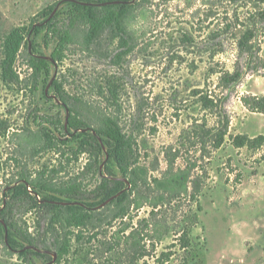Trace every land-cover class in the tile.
<instances>
[{"label": "rangeland", "instance_id": "obj_1", "mask_svg": "<svg viewBox=\"0 0 264 264\" xmlns=\"http://www.w3.org/2000/svg\"><path fill=\"white\" fill-rule=\"evenodd\" d=\"M100 1L0 0V33L22 29L28 51L50 63V77L41 73L37 84L22 58L15 65L19 80L5 78L0 69V211L5 210L0 223L6 232L17 233L19 241L22 236L32 242L15 251L0 240V264H55L51 250L57 233L50 230L54 210L46 204L97 201L101 179H113L105 171L102 139L105 156L99 172H86L96 151L76 154L79 143L67 131L70 113L55 97L53 81L61 84L70 106L89 126L111 117L137 142L139 172L149 189L142 190V207L135 215L149 218L156 205L152 228L160 238L155 257L137 264H161L157 257L170 251L176 255L165 264H183V252L171 247L185 228H190L193 242L188 264H264V150H238L229 140L213 150L206 131L215 122L197 94L220 95L217 72L240 66L241 81L222 93L230 134L264 135V114L250 112L241 102L246 95L264 96V68L249 71L256 59L240 53L233 27L237 15L246 20L252 0L237 5L133 0L137 8L121 37L89 44L88 29L73 13L74 5ZM50 6L55 10L46 18ZM255 28L264 60V23ZM64 36L70 42L63 43ZM21 182L37 203L12 198ZM195 184L201 185L198 202L190 199ZM98 255L86 248L62 264H87L84 256L92 264H104Z\"/></svg>", "mask_w": 264, "mask_h": 264}, {"label": "trees", "instance_id": "obj_2", "mask_svg": "<svg viewBox=\"0 0 264 264\" xmlns=\"http://www.w3.org/2000/svg\"><path fill=\"white\" fill-rule=\"evenodd\" d=\"M221 1L228 5H237L247 0ZM252 3L253 8L248 12L246 20H241L242 17L237 15L233 27L238 30L235 37L240 53L249 55L251 61L256 59L254 66L249 68V71L259 73L264 68V60L261 58V50L256 44L255 25L257 22L264 23V0H252ZM136 8L137 4L133 3V0H104L89 2V5L84 6L75 4L73 13L87 27L86 40L89 44H93L102 38L108 42H114L120 38L126 21L135 13ZM54 10L55 6H50L48 10L44 11L45 17L49 18ZM211 37L216 39L218 36L214 33L211 34ZM61 41L63 43L70 42L69 36L62 37ZM20 58L32 71L33 83L37 84L41 73L50 77V63L28 51V44L22 29L14 28L8 32L0 33V69L4 72L5 78L20 79L19 74L15 71V65ZM217 75L216 87L220 95L201 90L197 92L203 109L209 112L215 122V126L206 131V140L210 141L212 149L215 151L221 149L227 140L231 141L233 147L238 150L244 148L255 151L264 150V135L249 137L248 135L232 136L230 134L231 118L226 110L222 93L232 89L241 81L243 72L240 66L237 65L233 72L223 70L217 72ZM49 81L50 79L44 80L45 85H48ZM51 85L55 97L70 113L67 120V131L72 140L79 143L76 154H83L89 150L88 148L96 151L93 152L95 158L90 160L85 167L86 172L90 174L99 172L103 162L100 158L105 156L99 142V139H102L107 156L105 171L109 177L113 178L101 179L97 187L100 199L97 201L66 203L58 198L51 200L43 198V201L47 202L66 203L65 205L46 204L54 210V218L50 227V230L57 233L54 248L51 250L56 256L54 263H66L70 255L78 252L80 254L86 248L97 251L100 254L97 260L103 261L104 264H137L146 258L153 257L156 243L160 240L152 228V219L157 213V206H153L149 218L137 219L138 216L135 215V212L142 207L140 204V199L143 197L142 190L149 189L147 181L141 177L139 172L140 154L136 140L132 136H126L117 120L111 117H104L97 127L92 128L80 118L77 110L70 106V96L61 84L58 81H53ZM241 102L250 112L264 114V96L246 95L241 98ZM61 128L65 129L64 124L61 125ZM261 160H264V156ZM111 166L117 169L119 177L115 176ZM20 181H25V179ZM31 186L35 193H39L36 185L31 183ZM79 186L81 187L82 184ZM79 186H75L74 190L78 191ZM13 189L15 191L12 196L14 200L29 197L35 203L38 202L36 197L30 195L24 182ZM200 192L201 185L195 184L190 199L198 202ZM2 203L3 200L0 197V205ZM4 211L1 210L0 213H4ZM1 220L5 221V218H1ZM56 224L59 226L58 228L53 226ZM116 227L118 228L112 232ZM16 236H18L17 233L6 232L0 223V240L10 249L18 251L24 249L26 243L32 244L31 239L21 236L19 241ZM6 241H8L7 244ZM73 241L77 246L75 251L73 250ZM176 243L171 248L179 247L183 252V264H188L189 256L193 250L190 228L183 230ZM174 255L176 253L173 251L164 252L157 257V261L165 264ZM41 256L49 261L53 260L48 254ZM83 260L87 264H92L94 261L90 260L89 256H84Z\"/></svg>", "mask_w": 264, "mask_h": 264}]
</instances>
